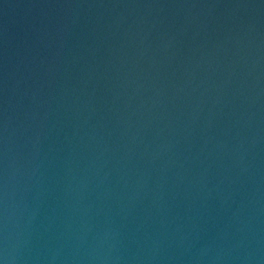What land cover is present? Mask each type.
I'll return each mask as SVG.
<instances>
[{
  "label": "water",
  "instance_id": "water-1",
  "mask_svg": "<svg viewBox=\"0 0 264 264\" xmlns=\"http://www.w3.org/2000/svg\"><path fill=\"white\" fill-rule=\"evenodd\" d=\"M0 264H264V0H0Z\"/></svg>",
  "mask_w": 264,
  "mask_h": 264
}]
</instances>
